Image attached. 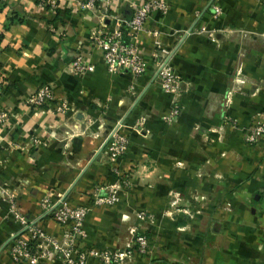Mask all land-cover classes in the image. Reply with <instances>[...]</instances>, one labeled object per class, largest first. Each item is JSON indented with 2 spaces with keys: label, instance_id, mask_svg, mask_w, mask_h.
<instances>
[{
  "label": "crops",
  "instance_id": "0c3cea01",
  "mask_svg": "<svg viewBox=\"0 0 264 264\" xmlns=\"http://www.w3.org/2000/svg\"><path fill=\"white\" fill-rule=\"evenodd\" d=\"M164 1L166 14L152 11L141 31L125 36L146 63L134 77L107 73L94 38L128 21L145 0L93 7L85 0H53V7L0 0V111L6 113L0 122V264H16L8 249L24 233L10 210L62 237L42 210L56 193L71 207L87 208L82 234L75 235L85 264H105L92 252L117 250L134 226L148 242L135 264H264V133L247 147L241 132L228 133L223 107L238 66L240 74L264 82V3ZM214 5L221 10L217 18ZM76 54L91 72L70 70ZM159 61L182 80L180 113L172 119H165L171 97L156 79ZM41 87L67 111L56 112L54 104L28 107L26 99ZM263 92L233 101L231 113L240 106L248 124L253 113L245 108H255L264 122ZM141 119L148 132L135 128ZM115 129L128 147L113 174L101 148ZM109 185L117 201L96 204L94 195L106 196L102 189ZM173 198L177 206L169 208Z\"/></svg>",
  "mask_w": 264,
  "mask_h": 264
},
{
  "label": "built area",
  "instance_id": "2783aa9c",
  "mask_svg": "<svg viewBox=\"0 0 264 264\" xmlns=\"http://www.w3.org/2000/svg\"><path fill=\"white\" fill-rule=\"evenodd\" d=\"M39 7L54 6L53 0H36ZM109 0H85L87 7H93L96 2H108ZM264 3V0H261ZM213 17L220 15V8L217 5L212 7ZM152 11H159L166 14L167 4L164 0H145L132 13L131 18L118 25L114 30L101 33L94 38V42L101 50V55L105 70L109 74H123L127 72L132 76H141L146 71V63L137 54L135 47L124 41V31L126 34L134 36L143 29V25ZM70 70L76 74H87L93 70V66L83 62L82 57L77 54L73 56ZM158 86L162 92L169 95L172 100L171 113L165 119H172L179 115L180 108L177 106V96L179 94L182 80L174 73L168 62L159 61L156 72ZM3 78L0 73V90L3 86ZM26 104L33 110L49 108L54 104L55 111L63 113L67 111V104L55 98L52 91L47 87H41L32 92L26 99ZM6 120V113L0 111V122ZM138 130L147 131L144 119L135 123ZM148 132V131H147ZM109 133L108 142L101 150L107 162L112 165L113 174L118 173L115 167L117 159L126 151L128 140L121 135L118 130L111 136ZM127 186V181L123 184ZM106 190L108 195H94L95 203L98 205H112L117 201L114 185H109L102 190ZM44 212L50 214L53 222L63 229L60 239L46 234L38 225L25 219L15 209L10 210V214L19 222L24 230L23 235L15 236L8 249L9 259L18 264H41L43 262H58L59 264H85L86 256L77 251L76 233L82 234L81 227L85 218L87 208L84 206H69L64 201L63 194L56 193L54 202L48 199L43 201ZM42 211V212H43ZM136 226L129 229L130 237L115 251L97 253L92 252V256L98 257L105 264H135L140 255L146 254L148 250L147 239L138 234Z\"/></svg>",
  "mask_w": 264,
  "mask_h": 264
},
{
  "label": "rangeland",
  "instance_id": "374dc122",
  "mask_svg": "<svg viewBox=\"0 0 264 264\" xmlns=\"http://www.w3.org/2000/svg\"><path fill=\"white\" fill-rule=\"evenodd\" d=\"M240 65V64H239ZM264 82L252 79L250 77H246L240 74V67L238 66L237 72H235L233 79H232V86L228 91V106L224 104V108H228V116L224 118V122L228 124V133L229 132H241L243 136V142L249 148L255 147L258 142L259 136L264 133V122L259 120L260 115L259 113L255 112V108H245L252 114L251 119H249L248 124H244V121L241 119V108L240 106L237 109V114L231 113V109L235 110V107L231 106L233 101H241L246 99L255 98L257 93H262L264 90ZM264 93V92H263ZM255 100V99H254ZM244 111V110H243ZM239 114V116H238ZM234 115V117H233ZM224 124V125H226ZM223 125V126H224ZM225 127V126H224ZM221 131V130H220ZM223 156V155H221ZM220 156H218L219 158ZM108 195V194H107ZM192 201V196H189ZM198 201L197 198H194ZM188 200V202H191ZM187 202V204H189ZM178 203V198H173L169 203V208L176 207ZM203 203V202H202ZM190 205H192L190 203ZM221 204H218L215 209L219 210ZM139 218H137L138 221ZM145 219V218H144ZM144 221V220H141ZM130 229V228H129Z\"/></svg>",
  "mask_w": 264,
  "mask_h": 264
},
{
  "label": "water",
  "instance_id": "95a60500",
  "mask_svg": "<svg viewBox=\"0 0 264 264\" xmlns=\"http://www.w3.org/2000/svg\"><path fill=\"white\" fill-rule=\"evenodd\" d=\"M117 129L113 130L112 133L110 134L111 136L116 132ZM110 137V136H109ZM108 139L105 141L104 145L102 146L101 150L103 149V147L105 146V144L108 142Z\"/></svg>",
  "mask_w": 264,
  "mask_h": 264
},
{
  "label": "trees",
  "instance_id": "16d2710c",
  "mask_svg": "<svg viewBox=\"0 0 264 264\" xmlns=\"http://www.w3.org/2000/svg\"><path fill=\"white\" fill-rule=\"evenodd\" d=\"M127 34H126V32L124 31V40H125V36H126Z\"/></svg>",
  "mask_w": 264,
  "mask_h": 264
}]
</instances>
